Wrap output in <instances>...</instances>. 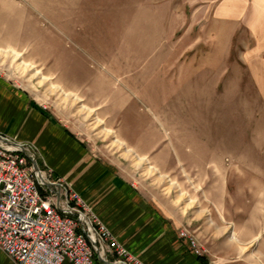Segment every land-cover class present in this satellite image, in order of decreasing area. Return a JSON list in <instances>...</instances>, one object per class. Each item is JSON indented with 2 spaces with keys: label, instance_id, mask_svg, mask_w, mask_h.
<instances>
[{
  "label": "rangeland",
  "instance_id": "374dc122",
  "mask_svg": "<svg viewBox=\"0 0 264 264\" xmlns=\"http://www.w3.org/2000/svg\"><path fill=\"white\" fill-rule=\"evenodd\" d=\"M201 10V0H0V77L191 222L179 236L199 239L211 264H264V101L245 76L215 95L200 87Z\"/></svg>",
  "mask_w": 264,
  "mask_h": 264
},
{
  "label": "crops",
  "instance_id": "0c3cea01",
  "mask_svg": "<svg viewBox=\"0 0 264 264\" xmlns=\"http://www.w3.org/2000/svg\"><path fill=\"white\" fill-rule=\"evenodd\" d=\"M201 1L203 32L198 41L205 50L195 58L200 87L215 95L225 80L236 86L245 76L264 101V0ZM236 46L239 53L233 57ZM0 134L36 145L53 178L63 179L78 193L118 243L143 264H211L193 252L188 238L179 236L191 222L146 199L109 164L94 158L86 144L26 90L2 77ZM222 258L212 264H236ZM0 264L14 263L0 250Z\"/></svg>",
  "mask_w": 264,
  "mask_h": 264
},
{
  "label": "built area",
  "instance_id": "2783aa9c",
  "mask_svg": "<svg viewBox=\"0 0 264 264\" xmlns=\"http://www.w3.org/2000/svg\"><path fill=\"white\" fill-rule=\"evenodd\" d=\"M36 152L0 134V250L14 264H143L77 193L37 165ZM180 236L201 256L194 238Z\"/></svg>",
  "mask_w": 264,
  "mask_h": 264
}]
</instances>
